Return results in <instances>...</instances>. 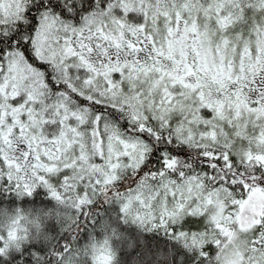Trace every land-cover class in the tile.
<instances>
[{"label":"snow or ice","instance_id":"snow-or-ice-1","mask_svg":"<svg viewBox=\"0 0 264 264\" xmlns=\"http://www.w3.org/2000/svg\"><path fill=\"white\" fill-rule=\"evenodd\" d=\"M0 264H264V0H0Z\"/></svg>","mask_w":264,"mask_h":264}]
</instances>
